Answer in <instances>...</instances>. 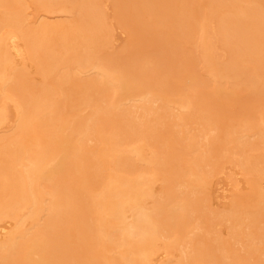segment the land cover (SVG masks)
Segmentation results:
<instances>
[{"label": "bare ground", "instance_id": "1", "mask_svg": "<svg viewBox=\"0 0 264 264\" xmlns=\"http://www.w3.org/2000/svg\"><path fill=\"white\" fill-rule=\"evenodd\" d=\"M27 1L30 3V0ZM32 1L36 6L46 9L45 11L65 10L73 11L77 15H71V22H67V18L60 20L61 22L39 20V23L32 25L28 22L26 1L0 0V103L6 101L3 99L5 95H11L16 107L15 122L11 130L7 129L6 132L3 129L5 134L0 132V223L6 219L5 216L7 219H14V226L10 230L0 226L1 233L5 235L0 238V264H152L154 254L157 255V242L162 241H159L162 231L172 230L173 236L176 235H169L167 243L170 245L164 243L170 247L177 242H174L177 237H181L184 226L193 224L189 222L194 219L192 215H198L196 218L199 217V220L204 215L207 216L206 213L199 216L203 212L202 203L207 201L203 192V184L208 180L205 174L210 172H207L209 169L213 170L220 165L226 152L236 151L241 156L239 164L244 169L264 178L262 118V123L255 124L252 122L253 117L247 114L239 123L238 130L233 127L230 131V126L225 129V132L228 131L225 133L227 137L221 142L225 138L221 123L226 121L225 118L222 119L227 107L226 98L240 96L238 85L246 84L249 93L264 97V76L259 77L257 73L251 72L248 63H257L256 60L264 56V4L257 8L256 0H246L248 4L244 1L247 4L245 6L231 0L219 2L217 9L209 12L216 18L215 35L228 44L232 52L227 62H218L207 33L210 19L203 20L195 15L184 14L183 8L186 5L181 9L183 12L170 11L175 6L179 9V5L190 0H175V3L174 0H125L126 3L135 5L134 14H137L139 23L135 31L151 29L153 39L159 40L163 37L167 40L166 48L172 51V60L169 58L172 64L184 58L183 53L176 49L175 38L191 37L200 48L197 49L201 51L213 75L214 80L210 83L207 94L208 100H204L205 104L196 108L193 107V100L198 98L199 103H204L199 101V98L201 100L204 97L194 88H179L177 85L170 88L169 85L168 91L172 93V100L176 98L177 104L184 108L181 111H187V114L182 112L173 115L175 113L171 114L168 110L171 97L167 99L166 96L163 99L162 94L157 91V86L168 77L167 72H153L146 63L142 64L134 59L130 46H126L131 50L130 53L127 51L129 54L126 53L128 56L125 57L123 50L127 48L121 50L122 55L121 51L115 52L118 53L116 55L106 52L107 56L104 57L106 53L99 52L107 45L105 41L108 39L106 32H109V27L105 23L104 10L98 8V0ZM119 2L121 0H116V3ZM169 2L171 7L166 10ZM15 40L18 43L23 42V46L18 43L20 47L15 45ZM12 51H16L17 56ZM17 57H22V64L16 63ZM24 58H29V62L33 61L30 63L35 64V69L42 75L41 81L35 82V78H30ZM242 59L247 60V64H241ZM77 72L84 76L79 74L78 77ZM161 97L164 105L155 107L154 103ZM74 102L85 104L89 107V112H82L78 106L76 112ZM66 108L75 110V113H67ZM3 109L5 108L0 109V123H6L8 119H4L5 122L3 118L10 114L7 113V106L6 110ZM5 111L7 114L4 115ZM193 115L202 119L198 126L202 135L195 136L198 134L197 130L195 135L189 134L184 147L187 151L192 150L191 160L186 161L195 165L191 168H196L194 172L190 173V169L186 171L189 166L179 156L180 150L165 156L159 153L160 157L157 152H163V149L165 152L167 149L152 145L158 151L148 157L143 150H150H141V143L137 145L135 141H131L130 145H136L130 150L129 144L125 143V136L127 141L132 136V140L137 138V141L143 143L147 139L151 140V144L159 141L154 136L168 133V139H182L186 129L184 126L191 116V119L194 118ZM216 116L220 117L217 119ZM151 121L161 123L162 126H153ZM218 129L221 135H217L215 130ZM213 130L217 135L215 137L209 135ZM104 132L110 135H102L106 134ZM138 132L143 134V138L135 135ZM92 135L94 139L90 138ZM100 136L102 140L99 139ZM96 137L99 142L102 141L99 145H104L101 152L98 151V143V146L95 145L97 148L94 145L89 147V142H85L86 138L92 141ZM199 137H205L202 140L206 147L204 152V148H199ZM161 142L158 146H161ZM102 151L108 158L104 154L105 157L101 156ZM173 161L179 162L178 167L175 164L176 169ZM142 162L144 165L140 166ZM146 163L148 166L152 165V169ZM169 164L173 166H168ZM158 167H163V173L170 168L165 178V173ZM103 168L105 171L107 168L108 173L99 174L97 170L101 171ZM151 170L153 173H161L154 176L163 174L166 181H162V184L166 187L162 185L163 192L158 191V194H163L155 193L154 196L149 191L151 188L148 186L153 181L148 182L146 172L151 173L153 179ZM190 174H193V179ZM172 182L180 184L179 191H176L177 185L174 187L175 192L173 191ZM180 182L183 186L190 184V188L182 189ZM6 192L7 197L3 199ZM149 197H152L151 200L148 199L150 203L146 201ZM241 203L232 202L227 215L232 223L234 238L240 236L238 228L244 222L247 224L244 228L248 231L246 237L264 239V227H258L259 222L264 223L263 189L257 191L253 208L245 210ZM244 216L247 221L250 220L249 223L244 221ZM187 233L184 237L189 235ZM184 237L182 236V240ZM183 243L187 244L186 249L183 252L179 250L181 254L175 260L167 262L171 259H166L167 261L159 263L242 264L241 260H244V264H247L249 258L246 256L240 261L232 259V256L226 254L227 244L223 242L215 254H212L202 236L194 235L191 240L186 238ZM252 245L248 256L253 263L255 260L264 264V249ZM175 249L177 251L176 246ZM168 250L171 255V249Z\"/></svg>", "mask_w": 264, "mask_h": 264}, {"label": "rangeland", "instance_id": "2", "mask_svg": "<svg viewBox=\"0 0 264 264\" xmlns=\"http://www.w3.org/2000/svg\"><path fill=\"white\" fill-rule=\"evenodd\" d=\"M24 1H26V3L29 5V6L27 5L28 9L26 8L25 10H26V13H27V17L29 18L28 22L32 23V25L35 22L39 23L41 21L61 22V21H63V19L65 20L66 18H67L66 19L67 22H71L73 20V19H71L72 18L71 15H75L76 14L73 11H65V10L64 11L63 10H60V11L57 10L56 12H55V10L54 11H50V10L49 11L48 10L45 11L46 9L44 10V8H42V7L38 6V5L36 6L35 3L32 0H30V3L27 0H24ZM100 1L98 0V4L100 5L98 8L104 10L103 11V15L106 16V17H104V16L103 17L105 18V23H107V25L109 27V32L110 33L106 32L107 33L106 37L108 38V39L106 38L107 39L106 41L104 40L105 39V35H104V39H102V40L107 42V45L105 47L103 46V51H102V49H100L101 51H99V52H105V53L107 52V53H110L112 55L115 52H118V51L123 50L124 48H127L126 46H128V47L130 46L132 51H133L132 56L134 55L133 56L134 59L139 60V62H142V64L146 63L148 66H150L152 68L151 70L153 72H161V73H165V74L168 73V77L166 76V78L164 79V82L157 86L158 90L156 89L158 91V93L162 94L163 99L167 96L168 97L167 99H169V97H171L170 100H172V96H170V95H172V93L171 94L169 93L168 86L170 85V88H171L172 86L177 85V87H179V86L180 87L181 86H183V87L191 86L192 88H194V90L196 92H198L199 94L202 95V97H204V98L201 97L202 98L201 100L199 98L200 102H204V100H208L207 99L208 98L207 94H208V92L210 90L209 85L214 79H213V75L210 73V70L208 69V67L206 65L205 59L202 56L201 51H199L200 48H198L196 46L195 41H194L193 38H191V37H178V38H175L174 42L177 43L176 49L179 52L183 53L184 58L180 62L172 64V62H170V60H169V58L171 59L172 51L171 50H167V48H166L168 42L166 43L165 41H167V40H165L163 37H162V39L160 38L159 40L153 39L154 35H151V31H150L151 29L147 30L148 32L145 31V30H142V29L139 32L135 31L136 28H138L137 25L139 24L137 22V14H134V9L133 8H134L135 5L131 4L132 5L131 6L130 4L126 3L125 0H121V2H119V3H116V0H100ZM225 1L229 2L231 0H190V1H187L186 3H184V4L182 3L181 5H179V9L176 8V6H175L174 9H170V11H172V12L173 11H179L186 5L185 6L186 9L183 8L184 14L188 13V14H191V15H195L199 19H203V20L210 19L209 23L207 24V31H208L207 33L210 36L212 52H213V54L216 57L215 60L218 61V62L219 61L227 62L231 58L232 52H231V50L229 48L230 46L228 44H226L218 35H215L214 31L216 30L215 29L216 25H215L214 21H215L216 18H215V16L209 14V12L212 11V10L217 9L216 7H217L219 2H225ZM232 1H235V2L238 1V3L240 5L242 4V6H245V5L248 4L249 0L248 1H246V0H232ZM244 1L247 2V4L244 3ZM256 1H257L256 7L257 8H261L260 6L262 4H264V0H256ZM174 3H175V0H174ZM116 4L118 5L117 7H119V8L116 7ZM169 7H171V2H169V5H168L166 10H169ZM116 8H117L118 11L116 10ZM183 10H181V12H183ZM70 12L73 13V14H70ZM243 15L244 14H242V16ZM76 18H78V17H76ZM243 18H245V16H243ZM74 19H75V17H74ZM69 20H71V21H69ZM37 21H39V22H37ZM34 25H36V24H34ZM4 29H3V31H4ZM107 31H108V28H107ZM16 41H18V40H15V45L20 44L21 46H23L22 45L23 42H19L18 43ZM130 50L128 48L123 50L124 57L128 56V55H126V53H127V51H129V53H130ZM11 53H13L15 56H17L16 51H12ZM105 53H102V54H105ZM107 53H106L105 56L104 55L103 56L106 57ZM129 53H127V54H129ZM102 54H100V55H102ZM116 54H118V53H115V55ZM121 55H122V51H121ZM121 55H120V52H119V56L122 59ZM108 56H110V55L108 54ZM126 58H128V57H126ZM126 58H123V59H126ZM24 59H23L24 62H26V65L29 68V69L27 68L26 70L30 72V78L32 80L35 78L34 79V80H36L35 82L41 81L42 80V78H41L42 75L41 74L39 75V73L35 69V67H34L35 64H32L33 61L30 59L31 60L30 62H32V63H30L29 62V58H28V60L26 58H24ZM246 61L247 60H243L242 59L240 62H241V64L245 65V64H247ZM256 61H257L258 64L255 61L254 62L253 61L248 62L249 66H250V69H251V72L257 73V75H259V77H263L264 75H262V74H264V69H263L264 68V56L260 57V59H257ZM17 62L19 64H22L23 63L22 57H20V58L17 57L16 58V63ZM259 65H260V67H259ZM153 72H151V73H153ZM77 74L79 75L80 72L79 73L77 72ZM82 74L83 73L80 74L81 77L84 76V74L83 75ZM80 75L78 77H80ZM237 90L240 93V96L233 97V98H226L227 107L224 110L225 113L223 114V116H222L221 112H218L220 114V116L223 117V118L221 117L222 119H224V118L226 119L225 122L223 121L225 124H223V122L221 123L223 125V129L222 128L221 129L224 131L223 137L225 135H227L225 133H228V131L225 132V129L226 128L228 129V126H230L229 127L230 131L233 129V127L237 128V130H238L239 127H240L239 123L244 120V118L246 117L247 114H248V116L253 117L252 118V122L255 123V124H258V123L260 124V122L262 123V121H264V118H263L264 117V115H263L264 114V97L261 96V95H256V94L249 93L246 90V84L244 85L243 83L238 85ZM5 96H7V97H5ZM5 96L3 97V99H6V101L3 100L5 102V103L3 102L4 104L0 103V109H2V107H4L5 109H3V110H6V106H7L8 112L5 111L3 114L5 115L6 112L9 114V112H10L9 116L6 115L7 117H10V118H7V117L5 118L3 116L4 117L3 120L4 119L5 120L8 119V121L11 120L10 121L11 125H10V123L8 121L6 122L5 120L4 121L6 123H4V122L2 123L1 122L0 124L3 125V126L2 125L0 126V130L2 129V131H0L1 133L3 132V129L6 132H7V129H9V131L11 130V126H12L13 122H15L14 117H16V115H15L16 114L15 113L16 107H15V103H13L14 102L13 98L11 97V95H5ZM0 99H1V97H0ZM174 99L176 100V98H174ZM175 100H172V102H170V105L168 106V110H170V113L172 112L171 114L175 113L173 115H176V114H179V113L181 114L183 112L181 110L184 109V108L179 106ZM68 103L70 104V102H68ZM68 103H67V105H69ZM71 103H73V102H71ZM74 103H75L74 109L76 110V112L78 110V109H76L77 106L79 108H81L82 112H84V113L89 112V107L86 106L85 104L83 105V103L80 104V103H77V102H74ZM164 103L165 102H164V100H162V97H161V99H158V101L156 103H154V106L155 105L156 106H161V105H164ZM193 104H192L193 107L196 108V107H199L202 104H205V102L204 103H199L198 102V98H195L193 100ZM72 105L74 106V104H72ZM80 105L83 106L84 108H86L87 110L82 108ZM67 107H69V106H67ZM72 108L73 107H71V109ZM71 109L68 110L66 108L67 113L74 114L75 110L73 111ZM186 112L187 111L184 110L183 113L187 114ZM260 113H261L262 116H260ZM249 114H251V115H249ZM220 116H216V118L220 117ZM193 117H194V115H193ZM191 118H192V116L187 120V123H186L187 125L185 124V126H184V129L186 128L187 131H186V129H185V131H183V133L185 132L183 138L180 137V136H183V133H180L181 135L179 136V138H182L183 140L182 139H179V140H177V139H174V140L168 139V137H167L168 134H169L168 133V134H163L161 136L158 135L159 138H158L157 135L154 136L157 140H159V141H157L155 139V141H157L158 143H156L153 140L155 142V144L154 143L151 144V142H150L151 140L148 141L147 139H145L147 142L143 141V143H142V141H140V140L137 141V138L132 140L133 137L130 134V136H131L130 139L131 140L128 139V141H129L128 142L127 139H126V136H125V143L129 144V146H128L129 150L133 149V146H135L136 144L137 145H139L140 143L142 145L145 144L147 147H145V145H143L144 147L143 146L141 147V144L139 146H140L141 150L142 149H149L150 150V151L143 150V151H145L143 153H147L146 156H148V157L151 155V153H154V152L158 151L157 148H159V149L166 148L167 149V150L165 149L166 150L165 152H164V149H163L164 153L161 152L162 150L157 152L158 154L162 153L161 155H164V156L166 154H168V153L175 152V151L177 152V150L178 151L180 150L181 154H179V156H181L182 159H184V161H186V159H188V162H189L191 160V158H192L191 156H193V155L191 154L192 150L189 149V151H187L186 148L184 147V144L187 142V137L192 135V134L195 135L197 131H198L197 132L198 134H196L195 136H201L202 135L201 134L202 131H200V127H198L200 125L199 121L202 120V119H197L196 117H194L193 119H191ZM261 118H262V121H261ZM219 121H221V119H219ZM151 122L152 123H150V124H154L153 126H155V125L159 126L161 124V123L160 124L157 123L156 121H154V122L151 121ZM5 126L9 127V128H5ZM161 126L162 125H160V127ZM188 129H189V131H188ZM215 131L218 132L217 135H221L220 134L221 133L220 129H218V131L217 130H215ZM215 131L213 130L212 133L210 132L209 135H211V137L217 136L215 134ZM104 133H106V132H104ZM107 133H108V131H107ZM107 133L106 134H102V135H104V136L105 135H107V136L110 135V134H107ZM135 135L138 136V137L140 136V138H143V134H141L139 132L136 133ZM96 136H98V135L96 134ZM127 137H129V135H127ZM226 137L227 136H225L224 139L222 138L221 142H223V140H225ZM90 138L94 139L95 137H93V135H92V137H90ZM100 138L102 140L101 136L99 137V139ZM140 138H138V139H140ZM185 138H186V141H185ZM245 138L247 139L248 137L246 136ZM203 139H205V137L204 138L203 137H199L197 139L199 145L201 146V147H199V146H197V147H199L201 149L204 148L202 150L204 152L206 150V147L203 144V142H204V141H202ZM101 140H100V142L102 144ZM86 141L89 142V145H88L89 147H90V145H92V147H93V145L95 146V145H97V143H98V145L100 144V142L98 141V138L96 140H92V141L89 138H86L85 142ZM131 141H133V142L135 141L136 144L132 143L130 145ZM160 142L162 144H161V146H158V145H160ZM205 142L207 143V140H205ZM147 143H148V145H147ZM86 144H87V142H86ZM152 145H153V147H155V146L157 147L156 150H154ZM97 146H95V147H97ZM125 146H127V145H125ZM125 146H122V147L124 148ZM202 146H204V147H202ZM102 147L104 148V145H101L100 149H98V151H100ZM149 147H151L153 149H151ZM95 150H97V149H95ZM103 151L106 152V150H103ZM100 152H99V154H100ZM228 152L229 153H227V152L225 153V156H223V158L221 159L220 165L217 168H215L213 170L209 169L207 172H209V171L210 172L205 174V177H206V179L208 178V180H206V182H204V184H203L204 185L203 187L205 188V190L203 188V192H204L205 198H207V201L205 203L204 202L202 203V204H204L203 207H201V211H203V212H201L199 216L202 217V214L206 213L207 216L204 215V218L207 217L208 219L205 218L206 219L205 220L203 218V219L199 220L198 219L199 217L196 218L198 216L197 213H195V215H197V216L193 217V215H192V218H194V219H192L189 222L190 223L193 222V224L191 223V226L190 225H187V226L185 225L184 229H183V232L181 233V237L179 236L180 237L179 239L177 237V239L174 241V242H176V241L177 242L176 243H172L173 245L176 246L178 252L176 251L175 246L171 245L172 247L170 246L171 247L170 248L167 245L168 248H165L167 246H165V244H164V243L169 244V243H167L169 241V239H170L169 235L173 236L174 232L172 230H170V232H173V234H169L170 233L169 230L168 231H166V230L162 231V234H161L162 236L159 235V237L160 238L161 237L162 238L165 237L166 239L165 238H163V239L161 238V239H159V241L162 240L161 243L157 242L158 243L157 245H159L158 248H157L158 249L157 253H156L157 255L154 254V256L152 258V262H151L152 264H154L153 263L154 261H155V264H162L163 262L167 261L168 259H171V260H169L167 262L175 260L176 257L179 256L181 254V252H183L186 249V246H187L189 240H188V242L185 241V243L187 242V244L183 243L184 240L186 238L191 240V237H193L194 235L202 236L204 238L206 245L208 247H210L208 249V251L211 252L212 254H215V252L217 251V248L220 245V243H222V242L226 243L227 246L225 248H226V250L228 249L227 251H225V252H227L226 254L232 256V259H234L236 261H238V260L240 261L241 259H245L246 256H247V257H249L248 261H247V264H252L253 263V260L250 259L251 257L248 256V250L250 249V247H253L252 244H254V246L256 248L259 247L260 249H264V239H261L263 241L262 242L258 238L254 239V238H248V237L245 236L246 235V231H247V229H245V228H246L247 224L245 223L246 224L245 225L244 222H242V224L240 226L241 228L240 227L238 228V230L240 229V232H241L240 236L234 238V235H233V232H232L234 230H232V228H231L232 227V223L227 218V215H228V213L230 211L229 209L231 208L230 206L233 205L232 202H234V201L242 202L241 204L245 206V207L243 206L245 208V210L247 208H249V209L253 208V203H254V199L256 197L257 191L258 190L262 191V189L264 191V178H259L255 172L254 173H250L249 171L244 169L239 164V160L241 159V156L239 154L235 153L236 151L231 150V151H228ZM157 153H155V154H157ZM254 153H256V152H254ZM103 154H104V152L101 154V156ZM160 154L158 156H160ZM104 155H106V153ZM106 157L108 158L107 155H106ZM179 159H177L176 161L180 162ZM174 162L175 161L172 162L173 165L176 164L177 167H178L177 163H179V162H175V163ZM186 162H185V164H186ZM14 163H12V164L13 165H15V164L17 165V162L15 164ZM141 164L144 165L143 162L140 163V166H141ZM171 164H169L168 166H171ZM176 165L174 166V168L176 167ZM146 166H148V164ZM188 166H187L188 169L186 168V171L189 170V169H190L189 170L190 173L195 171L196 168H193V170L191 169L192 167H195V165H193L191 163H188ZM108 167H109V165L107 166V168ZM148 167L149 168L151 167L150 169H152V165L148 166ZM107 168H106V171L104 170V168L101 171H100V169H98L97 171H98L99 174L100 173L102 174V172H104L106 174V172L108 171ZM137 168L144 169L145 167L143 168V167H138L137 166ZM153 168H155V167H153ZM162 168H159V170L161 169L162 173H163V169ZM165 168H167V167H164V169ZM150 169L148 170V172H150ZM168 169H170V168L168 167ZM172 169L173 168H171V170ZM140 170H139V172H141ZM167 170L164 171L165 174L163 173L164 174V178H165V175L167 174ZM171 170H170V172H171ZM111 171H113V170H111ZM145 171H147V170H145ZM151 172L153 173L154 171L151 170ZM170 172L168 171V173H170ZM156 173L159 174V171H157ZM156 173H153V176ZM114 174H115V172H114ZM146 174H147L146 179L148 180V182L153 181V182H151L152 185H150L148 183L149 184L148 188L149 187L151 188V189L149 188L150 189L149 191H151L154 196H155V193H157V195L163 194V193H161V192H163V188L162 187L165 186V185L162 184V181L163 182L166 181L163 178V176H162L163 174L161 176H158V177L154 176L153 179L151 178V173L149 174V173L146 172ZM148 174L150 175L149 178H151V179L148 178ZM184 175H186V174H184ZM190 176H191V174H190ZM159 177L162 180L158 179ZM191 178L193 179V174H192ZM191 178H189V176H188L189 180ZM188 179H186L187 183H188V181H187ZM178 180H176V181L178 182ZM182 182H183V180H182ZM182 182H180V183H182ZM186 182L184 181V184ZM172 183L174 185V186L171 187L173 189V191L175 192V188L174 187H176V185H177L176 191H179L180 187H181L180 184H178L176 182H175L176 184L174 182H172ZM181 185L183 186V183ZM189 185L190 184H188V186ZM188 186H183L182 189H184V187L190 188ZM154 188H155V190H154ZM171 188L169 186V189H171ZM164 190H166V189L164 188ZM158 191H161V192H159V194H158ZM206 193L208 195H206ZM5 197H7V192L4 193L3 199ZM148 199H150V197L147 198V200L146 199L145 200L148 201ZM151 199H152V197H151ZM150 200L148 201V203L151 202ZM241 208H242V206H241ZM4 218H6V219L2 221L3 223L2 222L0 223V226H3V227L5 226V229L8 231L14 226V221H13L14 219H11V217H8L9 219H7V216H5ZM244 218H245V216H244ZM244 221L248 222V223L250 222V220L248 219V221H247L246 218L244 219ZM189 222L187 224H190ZM4 223L5 224L7 223V224L4 225ZM258 225H259L258 226L259 228H261V227L263 228L264 227L263 226L264 225L263 222H261V223L259 222ZM242 228H243V230H242ZM184 230H185V232L189 231V233H187V232L186 233H187V235L189 234L190 236L188 235L187 237H184L186 235ZM262 231H264V229H262ZM4 232H6V231H4ZM164 232H166V233H164ZM0 233H1V231H0ZM183 233H185V234L183 235ZM3 235L4 234L2 232L0 238L3 237ZM175 236H173V237H175ZM182 236L185 239L183 238V240H182ZM171 240H173V239H171ZM163 241H165V242H163ZM223 246H225V244ZM181 247H183L184 249H182ZM168 249H171L170 252H172L175 257H173L172 253H171L172 256L168 253V251H169ZM174 249H175L176 253H175V251H173ZM260 249H258V250H260ZM179 250H181L180 253H179ZM257 253L259 254V252H257ZM169 257H172V258H169ZM250 260H251L252 263L250 262ZM160 261L162 263H159ZM241 261H243L242 264H244V260H241ZM254 262L255 263H253V264H262V263L256 262L255 260H254Z\"/></svg>", "mask_w": 264, "mask_h": 264}]
</instances>
